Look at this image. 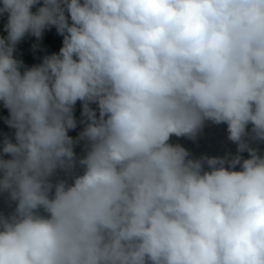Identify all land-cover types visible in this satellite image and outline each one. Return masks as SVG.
Masks as SVG:
<instances>
[{
  "label": "clouds",
  "instance_id": "clouds-1",
  "mask_svg": "<svg viewBox=\"0 0 264 264\" xmlns=\"http://www.w3.org/2000/svg\"><path fill=\"white\" fill-rule=\"evenodd\" d=\"M0 18V264H264V0H0ZM53 27L58 53L17 58ZM209 123L235 153L172 142Z\"/></svg>",
  "mask_w": 264,
  "mask_h": 264
},
{
  "label": "trees",
  "instance_id": "trees-1",
  "mask_svg": "<svg viewBox=\"0 0 264 264\" xmlns=\"http://www.w3.org/2000/svg\"><path fill=\"white\" fill-rule=\"evenodd\" d=\"M4 18H0V35H6L3 32ZM63 37L56 33L55 28L53 27L50 30H47L44 33L43 39L37 42L35 37L26 36L18 45L17 52L15 55L17 58L23 60L24 64L31 66L41 62V58L44 55H49L54 52L58 53L59 48L61 47ZM39 43V47L33 51L32 45ZM8 113L6 114L7 117ZM75 115L79 119L80 115V104L77 102ZM226 125H212L206 124L203 129L202 134L197 138V141L194 143L192 141L186 140L184 138H172L173 143H180L186 149H188L194 156L199 157L202 154L209 156H223L226 151L235 153L236 146L231 142L227 141V132ZM79 126L76 131H72L69 135L75 137L77 131H79ZM10 130L4 124L3 119L0 118V133H7ZM264 147V145H262ZM77 153L80 154V148L76 149ZM245 157L247 153H243ZM2 204V202H0Z\"/></svg>",
  "mask_w": 264,
  "mask_h": 264
}]
</instances>
